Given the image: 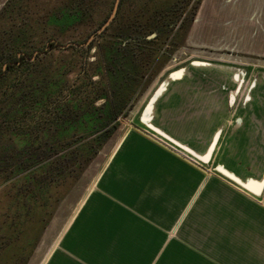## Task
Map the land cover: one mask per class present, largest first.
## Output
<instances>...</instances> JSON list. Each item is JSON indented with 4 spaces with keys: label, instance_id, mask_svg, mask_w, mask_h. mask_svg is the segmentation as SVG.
Listing matches in <instances>:
<instances>
[{
    "label": "rangeland",
    "instance_id": "374dc122",
    "mask_svg": "<svg viewBox=\"0 0 264 264\" xmlns=\"http://www.w3.org/2000/svg\"><path fill=\"white\" fill-rule=\"evenodd\" d=\"M7 1L0 0V12ZM120 1L15 0L11 5V13L0 17V54H5L4 59L0 61L1 68H6L7 61L12 60L14 56H23L26 61L19 72L9 76L16 85L24 79L34 77L35 91L39 95L47 93L50 83L56 82L58 85L59 82L60 87L66 88V92L78 97L76 87L82 91L85 88L82 86L87 84L86 75L92 74L90 81L105 83L106 93L109 99L113 100L114 96L108 91L106 57L109 53H115V50L128 56L125 62L133 63L135 70L130 73H135L137 80L141 79L139 83L135 81V88L130 91L132 94L137 89L128 104L127 115L117 118L120 123L115 132L79 176L66 181L65 186L54 189L51 215L45 223L43 222L39 232L33 217H27L23 233L18 236L28 235L32 242L17 243L19 254L15 255L12 261L9 259V264L44 263L57 244L59 233L68 225L69 218L74 215L87 190L96 182L100 171L105 165L107 169L113 164L112 161L119 154L121 145L113 154L112 160L109 163L107 160L121 137L137 134L162 147L161 142L156 139L158 136L184 155L188 154L161 134L163 132L172 137H183L182 133L168 129L165 123L169 121L166 118L164 122L160 116L159 110L165 106L163 101L167 92H181V108L178 111H182L179 118L183 119V123L194 126L213 122L215 126V113L223 112L220 125L216 130L209 132L207 138L205 133L201 132L202 136H196L191 141L186 142L183 138L178 140L198 153L211 148L213 158L210 163L204 165L195 158L197 163L214 172L215 167L220 164L217 156L228 149L229 135L241 123L247 121L249 139L244 143V151L241 153L259 156L263 160L261 166L259 163L252 164V167L247 168L248 171L259 170V174L264 172V59L261 58L264 56L245 53L249 50L237 48L236 42L231 41L228 33L224 30L221 32L220 18L229 10L227 0H200L197 8H194L195 0H165L167 3L163 0H143V4L149 8L145 10L140 0H124L123 6L117 10ZM243 3L244 0H241L237 5L241 7ZM68 4L74 8H78L79 4L83 7L81 10L79 8L81 13L78 14V21L63 28L52 21V17L59 13L61 6ZM217 15L221 16L219 20H215ZM184 17L186 19L182 27L175 34ZM163 23L176 25L171 27L167 35H159V26ZM139 37L151 42H142L138 40ZM15 39H18L17 42ZM137 44L143 48L140 50ZM40 51L44 53H39ZM82 60L86 61L84 65L81 64ZM235 75L238 76L237 80ZM92 83L86 89V92L90 91L91 96L99 90L95 89ZM15 89L10 92L12 95L7 92L5 95H11L13 98ZM29 90L27 89L25 95L31 97L34 92ZM1 92L0 88V97ZM220 93L223 96L221 98ZM231 93L233 95L229 97ZM205 95V99L200 97ZM107 101L106 98L98 99L94 105L98 106ZM89 105L90 103L86 110L92 111ZM2 106L3 102L0 100V107ZM73 110H76V107ZM69 117L71 120L74 118L73 114ZM143 127L146 130H143ZM223 132L225 135L222 138ZM47 138L43 136V131L37 137L42 141ZM213 142L216 143L215 146L211 145ZM167 144V148L175 150ZM167 148L165 149L168 151ZM10 152L6 151L4 155L7 157ZM11 161L13 160L7 159V163ZM258 166L260 169H257ZM12 180L5 177L0 179V228L1 224L12 219L11 211L6 208L16 189L13 187L14 183L10 182ZM25 231L27 233L24 234Z\"/></svg>",
    "mask_w": 264,
    "mask_h": 264
},
{
    "label": "crops",
    "instance_id": "0c3cea01",
    "mask_svg": "<svg viewBox=\"0 0 264 264\" xmlns=\"http://www.w3.org/2000/svg\"><path fill=\"white\" fill-rule=\"evenodd\" d=\"M227 2L224 17L215 16L221 32L249 50L245 53L264 56V0H244L241 7V0ZM164 99L160 116L169 121L168 129L182 133L170 135L177 141H191L201 132L207 138L221 123L222 111L215 113V126L183 123L181 92H167ZM247 125L229 135L228 149L217 161L242 181H261L264 172L247 168L263 160L241 153ZM156 139L162 147L137 134L121 137L107 160L121 145L113 164L100 171L43 264H264V187L255 194L218 170H207L213 156L201 165L196 156Z\"/></svg>",
    "mask_w": 264,
    "mask_h": 264
},
{
    "label": "trees",
    "instance_id": "16d2710c",
    "mask_svg": "<svg viewBox=\"0 0 264 264\" xmlns=\"http://www.w3.org/2000/svg\"><path fill=\"white\" fill-rule=\"evenodd\" d=\"M14 1L8 0L5 3L0 17L11 13V5ZM123 2L124 0L120 1L121 4L117 10L123 6ZM140 2L144 10L149 9L143 4V0ZM194 2V8H197L200 0ZM81 4L78 8H74L71 4L61 6L59 13L52 17V21L63 28L75 24L83 7ZM185 19L186 17L181 20L175 34L182 27ZM175 25V23L161 24L159 26L161 32L158 34L167 35L171 27ZM17 40L15 39L16 42ZM138 40L151 42L144 37H139ZM137 45L140 50L143 48ZM4 57L5 54H0V61ZM126 57L128 56L125 53L117 50L106 57L108 91L114 96L113 100H110L106 93L105 83L90 81L92 74L86 75L87 84L82 86L85 87L82 91L76 87L78 97L66 92V88L60 87L59 82L58 85L56 82L50 83L47 93L39 95L35 91L34 77L24 79L19 85L9 79L12 73L19 72L26 63L23 56H14L12 60L9 59L6 68H1L0 62V88L2 89L0 100L3 102V106L0 107V139L6 141L4 143L0 141V179L3 177L13 179L10 182L14 183L13 187L16 188L9 206L6 207L11 211L12 219L1 224L0 228V264H9V259L19 254L17 243L32 242L28 235L18 236L19 233H23L22 229L27 217H33L37 223L36 230L39 232L43 222L45 223L51 215L54 189L65 186L66 181L79 176L118 128L120 122L117 118L127 115L128 104L137 89L132 94L130 91L135 88V81L139 83L141 79L137 80L136 74L130 73L135 71L134 65L125 62L128 60L125 59ZM85 63L86 61L82 60L81 64ZM29 64L30 62L27 65ZM91 83L95 89H99L93 93V96L89 93L90 91L86 92ZM13 89L15 90L12 98L10 92ZM27 89L34 92L31 97L25 95ZM119 91L120 94H118ZM6 92L11 95H5ZM102 98L108 101L95 106L94 102ZM27 100L29 102H26ZM86 102L90 103L92 111L86 110L88 105ZM73 105L76 110H73ZM71 114H73V120L69 117ZM41 131L44 137H48L46 140L37 139ZM6 151H11L7 157L4 155ZM9 158L13 161L7 163ZM5 237L7 240H4ZM33 244L34 242L31 245Z\"/></svg>",
    "mask_w": 264,
    "mask_h": 264
},
{
    "label": "water",
    "instance_id": "95a60500",
    "mask_svg": "<svg viewBox=\"0 0 264 264\" xmlns=\"http://www.w3.org/2000/svg\"><path fill=\"white\" fill-rule=\"evenodd\" d=\"M116 10V6L114 8V12ZM112 16V15H111ZM111 18V17H110ZM108 23V22H107ZM233 93H231L229 95V97H232ZM165 138H167L168 140H170L171 142L175 143L177 146H179L180 148L184 149L188 154L196 156L199 160H201L202 162H208L211 156V148H209L207 151H205L202 155H198L193 149H191L188 146H185L184 144L180 143L179 141L175 140L174 138H171L169 135L165 134V133H161ZM214 144H216L215 142H213L211 145L215 146ZM216 170H218L219 172H221L224 176L228 177L229 179L233 180L234 182H236L237 184H239V186L246 188L252 192H254L255 194H259L263 187H264V177L262 178L261 181H257V180H253V179H248L246 181H242L239 177H237L235 174H233L232 172L228 171L226 168H224L222 165L218 164L216 167ZM81 202V201H80ZM80 204V203H79ZM79 207V205H78ZM77 207V208H78ZM76 208V209H77ZM75 209V210H76ZM75 212V211H74ZM74 214V213H73ZM73 216V215H72ZM72 216L69 218L70 221L68 223V225L71 222ZM67 229V227H63V229L61 230V232L59 233V239L61 238V236L63 235V233L65 232V230Z\"/></svg>",
    "mask_w": 264,
    "mask_h": 264
},
{
    "label": "flooded vegetation",
    "instance_id": "af4514ba",
    "mask_svg": "<svg viewBox=\"0 0 264 264\" xmlns=\"http://www.w3.org/2000/svg\"><path fill=\"white\" fill-rule=\"evenodd\" d=\"M238 79V78H237ZM243 81V80H242Z\"/></svg>",
    "mask_w": 264,
    "mask_h": 264
},
{
    "label": "bare ground",
    "instance_id": "6f19581e",
    "mask_svg": "<svg viewBox=\"0 0 264 264\" xmlns=\"http://www.w3.org/2000/svg\"><path fill=\"white\" fill-rule=\"evenodd\" d=\"M199 160V159H198Z\"/></svg>",
    "mask_w": 264,
    "mask_h": 264
}]
</instances>
